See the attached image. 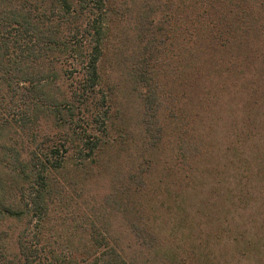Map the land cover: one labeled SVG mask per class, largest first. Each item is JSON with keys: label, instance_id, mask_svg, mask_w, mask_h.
I'll return each instance as SVG.
<instances>
[{"label": "trees", "instance_id": "16d2710c", "mask_svg": "<svg viewBox=\"0 0 264 264\" xmlns=\"http://www.w3.org/2000/svg\"><path fill=\"white\" fill-rule=\"evenodd\" d=\"M255 1L178 0L162 16L178 22L179 37L190 49L226 54L225 60L213 58V65L244 61L254 76L264 73L257 64L264 61V10L258 16ZM117 12L112 0H0V264H135L122 242L123 232L139 239L137 227L115 224L119 214L132 211L126 204L146 177L138 170L142 164H135L125 181L110 167L116 141L108 134L110 93L100 87ZM145 24L141 31L151 34L133 51L128 81L142 91V132L152 130L150 139L158 140L156 86L140 55L158 27ZM249 132L242 142H252ZM106 174L103 205L89 206L71 227L68 236L74 239L61 241L64 236L49 222L62 192L71 186L89 193L97 175ZM240 177L243 198L249 179ZM117 183L127 194L120 212Z\"/></svg>", "mask_w": 264, "mask_h": 264}, {"label": "rangeland", "instance_id": "374dc122", "mask_svg": "<svg viewBox=\"0 0 264 264\" xmlns=\"http://www.w3.org/2000/svg\"><path fill=\"white\" fill-rule=\"evenodd\" d=\"M170 1L112 0L117 19L100 69V87L110 93L108 134L116 141L110 167L125 181L142 164L138 170L146 177L126 204L132 211L119 214L115 224L137 227L139 239L123 232V250L135 264H264V73L249 76L244 61L215 66L213 58L225 60L226 54L190 49L179 37L178 22L162 16L178 3ZM254 5L259 16L264 0ZM150 21L158 31L140 55L156 86L158 140L150 139L152 130L142 132V91L128 81L131 56L150 36L151 29L141 31ZM260 23L264 27L262 15ZM257 64L264 69V61ZM251 129L252 142H242ZM138 154L141 160L134 161ZM239 175L249 179L243 198ZM107 178L97 175L89 193L71 186L62 192L49 222L64 236L61 241L74 239L71 227L89 206L103 205ZM117 184L120 212L127 194Z\"/></svg>", "mask_w": 264, "mask_h": 264}]
</instances>
